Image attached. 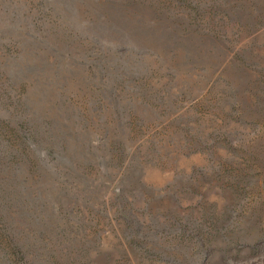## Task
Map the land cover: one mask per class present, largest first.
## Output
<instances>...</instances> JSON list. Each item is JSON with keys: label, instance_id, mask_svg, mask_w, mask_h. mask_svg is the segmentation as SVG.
I'll return each mask as SVG.
<instances>
[{"label": "rangeland", "instance_id": "rangeland-1", "mask_svg": "<svg viewBox=\"0 0 264 264\" xmlns=\"http://www.w3.org/2000/svg\"><path fill=\"white\" fill-rule=\"evenodd\" d=\"M0 264H264V0H0Z\"/></svg>", "mask_w": 264, "mask_h": 264}]
</instances>
